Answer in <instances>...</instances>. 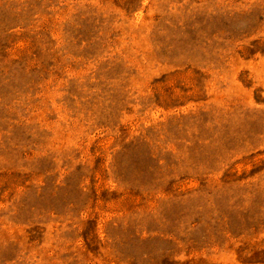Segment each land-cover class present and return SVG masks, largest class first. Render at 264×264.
Here are the masks:
<instances>
[{
  "label": "rangeland",
  "instance_id": "rangeland-1",
  "mask_svg": "<svg viewBox=\"0 0 264 264\" xmlns=\"http://www.w3.org/2000/svg\"><path fill=\"white\" fill-rule=\"evenodd\" d=\"M0 264H264V0H0Z\"/></svg>",
  "mask_w": 264,
  "mask_h": 264
}]
</instances>
